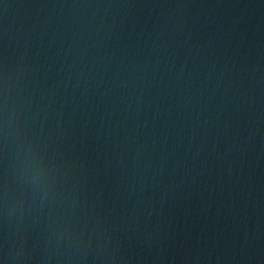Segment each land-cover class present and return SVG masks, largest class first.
<instances>
[{
	"label": "water",
	"instance_id": "water-1",
	"mask_svg": "<svg viewBox=\"0 0 264 264\" xmlns=\"http://www.w3.org/2000/svg\"><path fill=\"white\" fill-rule=\"evenodd\" d=\"M0 264H264V0H0Z\"/></svg>",
	"mask_w": 264,
	"mask_h": 264
}]
</instances>
